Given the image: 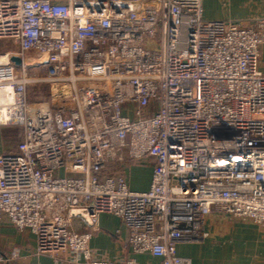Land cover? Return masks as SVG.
I'll return each instance as SVG.
<instances>
[{
    "label": "built area",
    "instance_id": "obj_1",
    "mask_svg": "<svg viewBox=\"0 0 264 264\" xmlns=\"http://www.w3.org/2000/svg\"><path fill=\"white\" fill-rule=\"evenodd\" d=\"M203 1L0 0V127L21 128L0 152V228L28 232L35 256L140 264L93 252L102 214L159 264H191L177 245L203 239L205 216L264 229V16L205 20ZM32 83L48 101H29ZM124 159L150 169L145 190L107 173Z\"/></svg>",
    "mask_w": 264,
    "mask_h": 264
},
{
    "label": "crops",
    "instance_id": "obj_2",
    "mask_svg": "<svg viewBox=\"0 0 264 264\" xmlns=\"http://www.w3.org/2000/svg\"><path fill=\"white\" fill-rule=\"evenodd\" d=\"M202 16L210 21L264 16V0H204ZM260 70L264 75V46L260 47ZM14 148H6L0 142V152ZM127 178L132 189L145 190L149 186L150 169L132 165ZM70 223L71 229L77 232L93 229L90 247L99 257L119 260L132 258L140 264H159V260L149 253L131 252L125 229L116 217L102 214L92 229L91 223L88 226L80 219H71ZM202 233L203 239L199 242L178 243L177 254L190 259L191 264H264L263 228L229 216H205ZM12 252L17 257L4 264H52L48 256H35L33 236L17 231L4 220L0 228V253L8 258Z\"/></svg>",
    "mask_w": 264,
    "mask_h": 264
},
{
    "label": "rangeland",
    "instance_id": "obj_3",
    "mask_svg": "<svg viewBox=\"0 0 264 264\" xmlns=\"http://www.w3.org/2000/svg\"><path fill=\"white\" fill-rule=\"evenodd\" d=\"M7 41L0 40V56H2L6 51H8ZM12 51H16L14 47ZM45 74V71L38 68H30L28 70V76L31 78H42ZM29 101L31 103H44L48 101L50 88L45 84L32 83L29 86ZM1 136L0 142L6 148H14L21 138V128L19 127H0ZM5 151V150H3ZM115 163V162H114ZM132 165L124 161L121 164H112L107 170L109 174H118L124 175L127 177L128 171Z\"/></svg>",
    "mask_w": 264,
    "mask_h": 264
},
{
    "label": "water",
    "instance_id": "obj_4",
    "mask_svg": "<svg viewBox=\"0 0 264 264\" xmlns=\"http://www.w3.org/2000/svg\"><path fill=\"white\" fill-rule=\"evenodd\" d=\"M9 62L15 68H19L21 64L20 58L17 56H13V55L9 57ZM69 218L70 219H80L84 224L90 226V220H89L88 214L84 213L82 210H71L69 212Z\"/></svg>",
    "mask_w": 264,
    "mask_h": 264
},
{
    "label": "trees",
    "instance_id": "obj_5",
    "mask_svg": "<svg viewBox=\"0 0 264 264\" xmlns=\"http://www.w3.org/2000/svg\"><path fill=\"white\" fill-rule=\"evenodd\" d=\"M109 173V172H108ZM111 174V173H110Z\"/></svg>",
    "mask_w": 264,
    "mask_h": 264
}]
</instances>
